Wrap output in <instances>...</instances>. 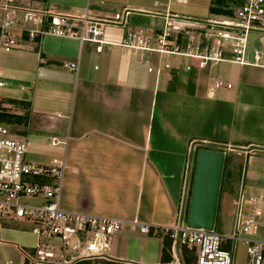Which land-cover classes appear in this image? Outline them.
Wrapping results in <instances>:
<instances>
[{
	"label": "crops",
	"instance_id": "0c3cea01",
	"mask_svg": "<svg viewBox=\"0 0 264 264\" xmlns=\"http://www.w3.org/2000/svg\"><path fill=\"white\" fill-rule=\"evenodd\" d=\"M24 1L46 15L87 14L98 21L129 13L123 27H101V53L95 44L53 35L0 53L3 121L29 152L42 157L36 164L61 158V146L51 141H66L59 208L122 221L110 257L176 264L173 254L162 262L161 230L176 225L185 211L188 165L201 147L223 149L231 173L235 162L246 161L232 195L233 221L241 188L249 195L264 191L258 156L264 152V67L222 61L199 69L195 60L121 46L134 32L159 35L166 15L196 19L193 9L206 7L210 19L229 17L227 0ZM109 29L122 31L116 36ZM73 62L79 63L77 74L64 68ZM231 173L219 194L222 215ZM35 244L30 226H1L0 264H22V250ZM177 256L185 264L179 248Z\"/></svg>",
	"mask_w": 264,
	"mask_h": 264
},
{
	"label": "built area",
	"instance_id": "2783aa9c",
	"mask_svg": "<svg viewBox=\"0 0 264 264\" xmlns=\"http://www.w3.org/2000/svg\"><path fill=\"white\" fill-rule=\"evenodd\" d=\"M128 14L125 11L123 16L116 14L113 19L98 21L87 14L46 15L27 1L1 0L0 53L20 49L23 40L37 43L47 35L92 43L96 45L95 52L101 53L105 44L100 40L101 27H123ZM253 34L258 36V44L256 36L251 38ZM263 36L264 0H244L231 16L222 19L166 15L159 35L134 32L121 46L195 60L199 69L222 61L264 67ZM39 62L45 63L44 59ZM64 68L77 74L79 63H67ZM3 109L0 98V227L10 222L30 226L36 244L22 250V264H130L109 255L111 239L121 231L122 221L59 208L66 141H51L52 146H61V158H54L48 165L30 163L26 159L27 145L3 121ZM138 229L148 233L147 227ZM161 232L172 240L171 254L176 264H180L177 250L182 247L195 256L196 264H234L237 245L245 249L243 264H264V191L249 195L240 189L231 235L214 229L187 228L182 214L176 225Z\"/></svg>",
	"mask_w": 264,
	"mask_h": 264
},
{
	"label": "water",
	"instance_id": "95a60500",
	"mask_svg": "<svg viewBox=\"0 0 264 264\" xmlns=\"http://www.w3.org/2000/svg\"><path fill=\"white\" fill-rule=\"evenodd\" d=\"M218 147L196 151L185 225L212 231L215 225L225 153Z\"/></svg>",
	"mask_w": 264,
	"mask_h": 264
},
{
	"label": "rangeland",
	"instance_id": "374dc122",
	"mask_svg": "<svg viewBox=\"0 0 264 264\" xmlns=\"http://www.w3.org/2000/svg\"><path fill=\"white\" fill-rule=\"evenodd\" d=\"M0 3H1V0H0ZM243 3H244V0H227L225 8H228L229 10H231L230 11V15H231L234 12V10L237 7L241 6ZM213 6H215V5H213ZM229 10L226 9V11H229ZM191 17H194V18L200 20V19H207L211 16L209 15V9L208 8L198 7V8L193 9V15ZM109 30L112 31L113 33H115L116 36L120 35L121 31H122L120 29L119 30L109 29ZM255 36L256 35L253 34V35H251V38H254ZM255 43L258 44V36L255 37ZM252 46H253V44H252ZM195 155H196V153H193L191 155L190 162H189L190 164L188 165V167L190 166V168H191V172H192V168L194 167ZM258 156L262 159L257 158V160L259 159L260 161L259 160L258 161L263 162L262 164L264 165V152H260V154ZM26 159L30 163H33V162H40L42 157H40L39 154H37V153L29 152V154L26 156ZM226 161H227V159H226ZM255 164L256 163H254L253 166ZM234 165H235V170L231 173V170L228 167V163L224 164L222 179H221V186H223L222 188H224L225 181L227 180V178H229L230 173H231V177H232V182H231L230 189H229L230 190L229 203H228L227 211L222 215L225 204H224L222 196H221V200H220V203H219L218 209H217L215 225H214L215 232L220 233V234H224V235H231L232 231H233V226H232L233 225V215H232V199H233L232 197L233 196L232 195H233V193L235 194V192L238 189L239 184H241V181H240L241 171L245 169L246 161L242 160V162H240V164H238V165H237V162H235ZM222 183H223V185H222ZM189 185L191 186V175H190V184ZM221 186H220V195H221V191H222ZM188 200H189V198L186 200L185 208L188 206ZM29 202L32 204L35 203V201H32V200ZM184 215H185V211L182 214L183 220L185 221L186 216H184ZM179 249L181 250V257L183 260V250H186V249H184L183 247L179 248ZM188 253H190V255L193 256V258L195 257L191 252H188ZM234 260H235L234 264H243L244 263L245 249L243 246L237 245L235 253H234Z\"/></svg>",
	"mask_w": 264,
	"mask_h": 264
},
{
	"label": "trees",
	"instance_id": "16d2710c",
	"mask_svg": "<svg viewBox=\"0 0 264 264\" xmlns=\"http://www.w3.org/2000/svg\"><path fill=\"white\" fill-rule=\"evenodd\" d=\"M204 148L206 147H201L200 149H204ZM224 164H225V161H224ZM193 170H194V167L192 168L191 182H192ZM187 194H188L187 197L189 198L190 190ZM187 209H188V206L185 208L184 216H186L187 214ZM171 246H172V240L169 238V235H165L163 237V249H162V262L163 263H169L172 260ZM183 262L185 264H196L195 257L193 258V256H191L190 253H188L186 250H183Z\"/></svg>",
	"mask_w": 264,
	"mask_h": 264
}]
</instances>
